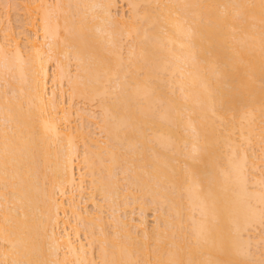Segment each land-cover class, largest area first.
Instances as JSON below:
<instances>
[{
  "label": "bare ground",
  "instance_id": "obj_1",
  "mask_svg": "<svg viewBox=\"0 0 264 264\" xmlns=\"http://www.w3.org/2000/svg\"><path fill=\"white\" fill-rule=\"evenodd\" d=\"M117 1L0 0V264H264V0Z\"/></svg>",
  "mask_w": 264,
  "mask_h": 264
},
{
  "label": "rangeland",
  "instance_id": "obj_2",
  "mask_svg": "<svg viewBox=\"0 0 264 264\" xmlns=\"http://www.w3.org/2000/svg\"><path fill=\"white\" fill-rule=\"evenodd\" d=\"M121 8L123 9V13H124V14L127 13V14H125V15H128L129 10H130L129 5H128L126 2H124V1L118 0V1H117V9H118V12H121V10H122ZM120 9H121V10H120ZM119 10H120V11H119ZM9 13H10V18H9L10 21L8 22V24H7V23H6V24H7V25H11V27H13V29H12V31H13V32H12V35H13V34L16 35V34H17V31H18L19 29H21L20 26H21V24H22L21 22L24 20V19H23V18H24V17H23L24 15L22 16V14H20V15L17 14V15H19V19L21 18V16L23 17V18H21V19H22L21 22H19V21H18V18H16V15H15L14 10H10ZM21 13H22V12H21ZM2 15H3V16H2ZM4 15H6V14H5V8H3L2 5L0 4V17L2 16L1 19L5 17ZM17 17H18V16H17ZM1 19H0V20H1ZM2 20H3V19H2ZM5 20H6V19H5ZM5 20H4V21H5ZM6 21H7V20H6ZM19 23H20V26H19ZM0 24H1L0 28H2V27H4V24H5V23L2 24V22H1ZM12 25H13V26H12ZM19 27H20V28H19ZM1 30H2V29H1ZM1 32H3V31H1ZM1 32H0V33H1ZM26 33L28 34V33H30V32H29V31H26ZM52 63H53V61L49 63V66H50V67H49V72H50V74H53V72H54V71H53L54 68H53L52 65H51ZM71 63H73V62H71ZM70 67L74 68L73 64H72ZM52 71H53V72H52ZM49 85H51V83H49ZM63 85H64V86H63L64 89L66 90V89H67V88H66V86H67V85H66V82H63ZM55 88H56V87H55ZM63 97H64V101H66L65 104H67L68 101H69V96H68V94H67L66 92H64ZM73 103H74V107H75V108L80 107V108H83V109H84V108H88V107H89L91 110H92V108H93V110L95 109L94 111H96L97 108H98L97 106H95V104L93 105V103H95V102H91V103H88V104H87V101H86V103H85V101L83 102L81 99H76V100L73 101ZM90 104H91V105H90ZM89 108H88V109H89ZM80 111H81V110H80ZM82 111H83V110H82ZM87 111H89V110H87ZM87 111L84 110L83 112H87ZM97 111H98V110H97ZM97 111H96V113H97ZM97 114H99V113H97ZM72 118H73V120H75V123H76V124H74V125H77V124L80 122V120H79V116H78V115L75 114V115H73ZM72 123H74V121H73ZM79 125H80V123H79ZM93 127H94V126H90L89 128H90V129H91V128L93 129ZM93 130H94V131H93ZM93 130H91V131H93L92 133H94V135H92V136L99 137V139H100V138H101V139L104 138L102 134H99V132H98L99 130H98L97 128H95V129H93ZM80 143H81V142H80ZM75 171H76L75 173H76V175H77V173H78V169L75 168ZM119 175H120V174H118V177H119ZM77 176H78V175H77ZM121 176H122V175H121ZM122 178H123V177H122ZM122 178L120 177V179H122ZM122 180H123V179H122ZM123 181H124V180H123ZM123 181H122V182H123ZM122 182H120V183H122ZM99 197H100V196H99ZM99 197L97 196V197H96V200H98ZM99 201H100V200H98V202H99ZM87 202H89V201H87ZM86 204H87L86 206L88 207V209H89V210L92 209L91 211H93V209L95 208V206L93 205V203H92V202H89V203H86ZM93 206H94V208H93ZM135 210L137 211V209H135ZM135 210H134V213H135ZM153 210H154V209H149L148 211L145 212L146 218L149 219V220H148V219H147V220H148V222H150L151 224H153V218H154V214H153V213H157L156 210H154V211H153ZM106 211H107V213H110V212H109L110 210H106ZM120 211H122V210H120ZM155 211H156V212H155ZM118 212H119V211H118ZM138 212H139V210L136 212L137 214H135V215H134V213H133V214L131 213V214H132V217H133V216H134V217H135V216L137 217V215L141 214V212H140L139 214H138ZM104 213H105V212H104ZM104 213H103V214H104ZM107 213H105L106 216H107ZM147 213H148V214H147ZM123 214H124V213H123ZM120 215H121V214H120ZM147 215H148V216H147ZM122 216H123V215H122ZM139 216H140V215H139ZM110 217H111V216H109V218H110ZM136 217H135V218H136ZM107 218H108V216H107ZM109 218H108V220H109ZM137 218H138V217H137ZM137 218H136V219H137ZM106 220H107V219H106ZM150 223H148V224L150 225ZM108 227H110V226H108ZM260 229H261V228H260ZM261 230H262V229H261ZM109 231H110V230H109ZM81 235H82V234H81ZM82 236H83V237H82ZM82 236H81V238L83 239V241H84V242H87V240L84 239V235H82ZM85 240H86V241H85ZM94 256H95V258H97L95 251H94ZM97 259H98V258H97Z\"/></svg>",
  "mask_w": 264,
  "mask_h": 264
}]
</instances>
